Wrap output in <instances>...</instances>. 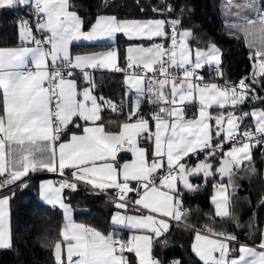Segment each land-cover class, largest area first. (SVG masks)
I'll use <instances>...</instances> for the list:
<instances>
[{
	"label": "snow or ice",
	"instance_id": "6c2138e0",
	"mask_svg": "<svg viewBox=\"0 0 264 264\" xmlns=\"http://www.w3.org/2000/svg\"><path fill=\"white\" fill-rule=\"evenodd\" d=\"M161 3L164 10H152L159 15L174 11L165 0ZM226 3V11L238 21L227 27L243 33L254 62L250 76L235 84L205 81V67L214 78L223 77L222 53L214 43L193 49L194 33L180 29L179 17L121 20L97 15L85 31L72 0H0V10H31L29 18L19 20V46L0 47V189L30 172L62 177L40 185L42 200L64 211L60 239L44 245L51 248L54 264H161L153 256V240L169 230L171 221L188 216L180 186L197 191L200 186L191 177H226L228 185H214L211 200L215 217L234 218L228 187L234 193L235 170L248 162L247 170L254 172L252 149L264 146V108L241 111L249 101L264 103L256 90L264 88V0ZM119 33L140 41L130 44L123 57L116 47L73 53V42H114ZM93 70L125 74L126 94L132 99L126 114L123 102L117 105L93 94ZM145 102L153 107L150 115L141 112ZM105 109L126 115L116 124L118 131L106 128ZM190 109H195L192 116ZM213 109L219 111L213 115ZM249 117L252 126L242 130ZM70 125L82 128V134L62 142ZM122 152L132 158L121 163ZM193 157L197 163L190 166ZM66 171L71 180L63 178ZM78 183L115 193L113 231L105 234L72 219L63 192L76 190ZM9 199L0 197V249L12 247ZM121 231L129 233L126 239L120 238ZM236 241L235 235L205 225L196 231L192 250L203 264H264V234L256 246H237Z\"/></svg>",
	"mask_w": 264,
	"mask_h": 264
},
{
	"label": "trees",
	"instance_id": "16d2710c",
	"mask_svg": "<svg viewBox=\"0 0 264 264\" xmlns=\"http://www.w3.org/2000/svg\"><path fill=\"white\" fill-rule=\"evenodd\" d=\"M72 2L82 18L84 29L90 27L98 14H112L118 19L179 17L182 21L180 29H191L194 33L195 39L190 41L191 47H205L210 42L218 46L222 53L223 77L236 81L250 76V49L243 33L227 27V24L238 21L235 16L226 11L228 7L226 0H165L166 4H171L174 8L171 13L165 11V15H159L152 10L153 8L165 9V4H162L161 0H72ZM181 9L184 10L182 13ZM29 17L28 7L24 6L0 10L1 47L19 45V20ZM128 43L129 40L117 34L114 45L120 50L122 57ZM120 64L124 65L123 59ZM206 70L207 67L203 69V71ZM92 74L95 79L97 97H103L104 100L112 101L117 105L123 102L126 114L132 99L126 94L123 73L93 70ZM257 88L264 89L260 86ZM258 104L264 105L260 101L248 102L241 111L245 108L251 109L253 105ZM152 111V105L146 102L141 105L143 114L150 115ZM102 117L109 130H117L116 124L126 119V115H117L108 109L102 112ZM248 120H245L243 127L248 125ZM108 121H112L113 124L109 126ZM200 158H203V155ZM253 161L255 176L240 184L238 202L235 204L231 200L230 211L233 213V219L215 217L213 213L209 194L211 183L217 179L215 176L207 181L203 189L197 191H188L180 187L184 209L189 210L186 219L194 227L203 229L205 225H209L216 231L234 234L241 241L257 243L260 239L261 227L264 225V204L261 203V200H264V177L262 176V160L258 156L256 147L253 148ZM40 176L42 175L31 172L16 182L31 177L25 184L19 183L8 191L12 247L0 249V264H54L51 248H46L44 245L49 242L54 245L56 240L60 239L63 214L59 207L49 205L38 198L37 186ZM193 181L200 183L201 178H195ZM222 181H225V178ZM104 197L102 194L91 192L80 186L76 190L65 189L64 191L65 200L74 209L75 219L103 233L111 227L109 216L112 209L110 205L104 204ZM190 240L191 235L179 244L156 253L164 260L163 262L172 258L180 260L182 264H203L191 251Z\"/></svg>",
	"mask_w": 264,
	"mask_h": 264
},
{
	"label": "crops",
	"instance_id": "0c3cea01",
	"mask_svg": "<svg viewBox=\"0 0 264 264\" xmlns=\"http://www.w3.org/2000/svg\"><path fill=\"white\" fill-rule=\"evenodd\" d=\"M98 15H106V16H114L112 14H98ZM97 17V15H96ZM96 17L94 18L93 22L91 23L90 27L92 26V24L95 23V20H96ZM149 19H165V17H151V18H121V20H149ZM82 20V18H81ZM90 27L88 29H84L85 31L89 30ZM121 34L125 39L126 36L122 33H119ZM117 37V35H116ZM116 37H115V40H116ZM114 40V42H115ZM128 40V39H127ZM114 42L112 41H103V42H88V41H76V42H73V53L76 54V53H88V52H93V51H101V50H107L108 48H111V47H115L114 45ZM133 43H140V41H129V43L125 46V49L130 45V44H133ZM108 45H110V47H107ZM16 46H19V45H15V46H2V47H16ZM1 47V46H0ZM193 49H195V47H192ZM124 65H121V67H123ZM123 79H124V83H125V74L123 73ZM79 83L83 84V81H79ZM126 86V84H125ZM127 88V86H126ZM256 90H258L257 92H261L263 91L264 89H259L257 88ZM94 95L97 96V94L95 93V91L93 92ZM251 102V101H249ZM195 111V109H190L188 110V116H191V114ZM212 111H215V109H213ZM79 123H83L82 121H80ZM248 126H252V119L250 117V119L248 120V125H246L245 127H248ZM242 128H244L242 126ZM112 131H118L117 130H112ZM75 133L77 135L79 134H82V128L80 129H77L76 127L70 125L68 127V129H66L65 131V134L62 136V142H66L68 139H70L71 135ZM227 147V146H226ZM253 150V149H252ZM253 154V153H252ZM253 157V155H252ZM132 157H131V153H128V152H122L120 154V160H121V163H123L124 161H127V160H130ZM252 162L253 161V158H252ZM189 163H192L191 160L189 161ZM254 164V163H253ZM44 172L45 174L47 175H44ZM31 173V172H30ZM66 173L70 174L69 172L66 171ZM42 175L40 177H38V183H40L41 185V179L43 177H50V173L49 172H46V171H37L36 172V175ZM50 175V176H48ZM262 176L264 177V160L262 161ZM44 181H48V180H44ZM220 183H224L226 186H227V182H226V177H225V181H219L218 179L214 180L212 183H211V191H210V194H209V202L212 206V210H213V213L215 215V206L214 204L212 203V200H211V197L214 195L215 193V189H214V185H219ZM13 185V184H12ZM40 185L38 184L37 186V196L40 200H42L41 196L39 195L40 193ZM65 191V190H64ZM105 192V191H103ZM107 192H112V190H109ZM9 192H5V193H2L0 195V197H3V196H6ZM228 193H229V190H228ZM131 195V194H130ZM63 196H64V192H63ZM135 197L133 196V199ZM232 200V198H231ZM43 202H45L44 200H42ZM66 201V200H65ZM103 201H104V204H107V205H110L112 207L111 209V212H110V216H109V221H110V224H111V217L112 215L118 210L114 205H112L110 203V201L107 199V198H103ZM67 202V201H66ZM47 203V202H45ZM48 204V203H47ZM59 207V206H57ZM72 208V207H71ZM62 210V214H63V224H62V227L61 229L63 228L64 226V223H65V219H64V211L63 209ZM122 211V214H127V215H134L136 214L134 211H128L126 213ZM8 213H9V203H8ZM72 219L76 222V223H81L79 222L77 219H75L74 217V209L72 208ZM198 230H202V228H197V227H194L186 218L184 219L183 222H175V221H171L170 222V228L167 232H164L160 237L158 238H154L153 240V245H152V253H153V256L158 258L160 261H161V264H170L171 261L175 260V259H172V258H169L167 259L165 262H163L164 260L161 259L159 257V255L156 253L158 251H163V250H166L168 248H171L173 247L174 245H177L179 244L181 241L187 239L190 235H191V240H190V249L191 251L193 252L192 250V245L195 241V234H196V231ZM61 231V230H60ZM113 231V226L111 224V227L110 229L107 231V232H104L105 234H107L108 232H111ZM202 234H207V233H202ZM264 234V225L261 227V235ZM120 235H122L124 237V239L127 238V236L129 235V233L127 231H121L120 232ZM261 235H260V239H261ZM260 239L258 240L257 243H250V242H246V241H241L239 243H235V245H239V244H247L249 246H256L259 244L260 242ZM156 250V251H155ZM193 254L195 255V253L193 252ZM130 257H131V254H129ZM196 256V255H195ZM197 257V256H196ZM197 259L200 261V259L197 257ZM202 262V261H201ZM203 263V262H202Z\"/></svg>",
	"mask_w": 264,
	"mask_h": 264
},
{
	"label": "built area",
	"instance_id": "2783aa9c",
	"mask_svg": "<svg viewBox=\"0 0 264 264\" xmlns=\"http://www.w3.org/2000/svg\"><path fill=\"white\" fill-rule=\"evenodd\" d=\"M28 10H29V15H30V12H31L30 8H28ZM201 74L204 76V79H205L206 82H212V81H215V82L218 83V84H223L225 81H230V82H232L233 84H235V83H237L238 81H240V80L232 81V80H229V79H227V78H225V77H222V78H214L213 75L210 73V70H209L208 68H207L206 71L201 70ZM257 93H258L260 96H264V90L261 91V92H257ZM242 130H243V128H242ZM225 146L231 147V143H229V144H227V145H225ZM256 148H257V150H258V156H259V158L263 161V160H264V146H257ZM195 160H196L195 157H193V158L191 159V161H195ZM50 175H51L56 181H59V180L62 179V177H61L58 173H50ZM30 178H31V177H28V178L24 179V180H23V181H24V184H25V183L27 182V180H29ZM63 178H64V179H69V180L72 179L71 175L68 174V173H65V176H64ZM78 186L83 187V188H86L87 190H89V191H91V192L99 193V194L104 195V196L110 201V203H111L112 205H114V204L112 203V201H113L114 199H116V196H115V193H114L113 191H112V192H103V191H100V190H98V189H93L91 186H89V185H87V184H84V183H78ZM13 187H15V184L8 186L6 189H0V195H1L2 193H5V192L10 191ZM129 203H130V207H131V202H129ZM229 234H231V233H229ZM232 235H234V234H232ZM120 238L124 239V237H123L122 235H120ZM239 242H241V240H239V239L237 238V241H236L235 243H239Z\"/></svg>",
	"mask_w": 264,
	"mask_h": 264
},
{
	"label": "rangeland",
	"instance_id": "374dc122",
	"mask_svg": "<svg viewBox=\"0 0 264 264\" xmlns=\"http://www.w3.org/2000/svg\"><path fill=\"white\" fill-rule=\"evenodd\" d=\"M211 43H213V42H210V43H208V45L209 44H211ZM215 44V43H214ZM208 45L207 46H205V47H199V48H203V49H206L207 47H208ZM216 45V44H215ZM217 46V45H216ZM218 47V46H217ZM195 48H197V47H195ZM242 79V78H241ZM212 82H215V81H212ZM216 83V82H215ZM258 91V90H257ZM253 107H256V108H264V105H253L251 108H253ZM251 109L250 108H245V109H243L242 111H250ZM210 111H212V110H210ZM219 111V109H215V111H212L213 112V115H215L216 114V112H218ZM193 114V113H192ZM192 114H191V116H192ZM246 119H250V118H246ZM229 148L230 147H226L225 146V148H224V150L225 151H227V150H229ZM252 153H253V150H252ZM253 155V154H252ZM250 165H251V167H253L254 168V164H253V162L251 161L250 162ZM248 166H249V163L248 162H245V164L244 165H242V167L240 168V169H238V170H235V175H234V177H233V180H234V184H235V191H234V193H233V189H232V187L231 186H229L228 187V190H229V194H230V198H232V203H237L238 202V200L240 199V193H239V187H240V184L242 183V181H247V180H250V179H252L254 176H255V173H256V171H254V172H249L247 169H248ZM255 169V168H254ZM44 174H45V172H44ZM41 175V174H40ZM45 175H47V174H45ZM48 176H50V175H48ZM44 180H51V181H56L52 176H50V177H43L42 179H41V183L42 182H44ZM28 181V180H27ZM226 182H227V185H228V180H227V178H226ZM24 184V181L22 180V181H20V182H18V183H16L15 184V186L17 185V184ZM39 185H40V183H38ZM40 190V189H39ZM39 195H40V193H39ZM6 196H8V194L6 195ZM9 197V196H8ZM65 203H67V204H69L68 202H66L65 201ZM61 209V208H60ZM72 209V208H71Z\"/></svg>",
	"mask_w": 264,
	"mask_h": 264
},
{
	"label": "water",
	"instance_id": "95a60500",
	"mask_svg": "<svg viewBox=\"0 0 264 264\" xmlns=\"http://www.w3.org/2000/svg\"><path fill=\"white\" fill-rule=\"evenodd\" d=\"M253 63H254V62H253L252 60H250V64H251V66H250V70H249V75H250V74L252 73V71H253V68H252ZM203 158H204V157H203ZM203 158H200V159L202 160ZM191 162H192V163H189V165H190V166H195V164L197 163V160H195V161H191ZM212 163H213V162H212ZM214 163H216V164H215L216 167H219V163H218V161H217V162H214ZM214 163H213V164H214ZM199 177L201 178V182H200V183L193 181V179L198 178V177H191V178H190V181H191L192 184H194V185H199V186H200L198 190L203 189V188L206 186L207 181H208V180H211V179L214 178V176H210V177L207 178V181H205V179H204V177H203L202 175L199 176ZM215 177H216L219 181H222V179H223V178H221V176H220L219 174H216ZM224 178H225V177H224ZM180 187L183 188L182 185H181ZM183 189H184V188H183Z\"/></svg>",
	"mask_w": 264,
	"mask_h": 264
},
{
	"label": "flooded vegetation",
	"instance_id": "af4514ba",
	"mask_svg": "<svg viewBox=\"0 0 264 264\" xmlns=\"http://www.w3.org/2000/svg\"><path fill=\"white\" fill-rule=\"evenodd\" d=\"M213 163H214V161H212ZM216 163H214V165H215Z\"/></svg>",
	"mask_w": 264,
	"mask_h": 264
}]
</instances>
